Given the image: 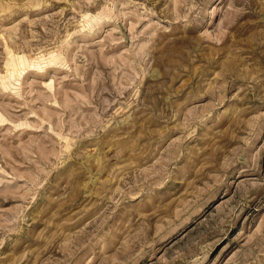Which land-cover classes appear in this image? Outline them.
Returning <instances> with one entry per match:
<instances>
[{"label": "rangeland", "instance_id": "obj_1", "mask_svg": "<svg viewBox=\"0 0 264 264\" xmlns=\"http://www.w3.org/2000/svg\"><path fill=\"white\" fill-rule=\"evenodd\" d=\"M0 264H264V0H0Z\"/></svg>", "mask_w": 264, "mask_h": 264}]
</instances>
